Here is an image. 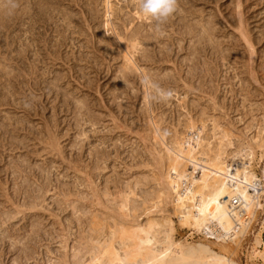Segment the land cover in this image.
<instances>
[{
    "label": "rangeland",
    "instance_id": "374dc122",
    "mask_svg": "<svg viewBox=\"0 0 264 264\" xmlns=\"http://www.w3.org/2000/svg\"><path fill=\"white\" fill-rule=\"evenodd\" d=\"M108 2L0 0V264H88L118 224L150 218L219 250L160 197L166 145L191 120L230 150L264 127V0H179L159 25L139 0ZM263 221L227 244L233 261L264 264Z\"/></svg>",
    "mask_w": 264,
    "mask_h": 264
},
{
    "label": "bare ground",
    "instance_id": "6f19581e",
    "mask_svg": "<svg viewBox=\"0 0 264 264\" xmlns=\"http://www.w3.org/2000/svg\"><path fill=\"white\" fill-rule=\"evenodd\" d=\"M120 44L132 54L136 48L135 43ZM205 127L191 120L189 134L176 141L174 147L166 145L170 169L164 174L166 189L160 197L174 202L183 226L216 237L219 250L206 243L176 241L171 219L159 222L150 218L143 224H118L108 241L96 247L88 264H238L229 257L227 244L237 246L253 227L259 209L264 208V167L261 177L253 165L258 152L261 159L264 157V127L241 143L239 150H230L233 142L227 138L228 133L217 144L204 143ZM244 148L249 149L248 154L242 153L239 159L238 153ZM187 164L194 171H189ZM257 236L259 246L263 240L261 234ZM253 250L254 255L264 258V251L258 247Z\"/></svg>",
    "mask_w": 264,
    "mask_h": 264
},
{
    "label": "clouds",
    "instance_id": "9594fccd",
    "mask_svg": "<svg viewBox=\"0 0 264 264\" xmlns=\"http://www.w3.org/2000/svg\"><path fill=\"white\" fill-rule=\"evenodd\" d=\"M141 11L161 24L167 21L179 8V0H139ZM157 97L161 100L171 98V90H163L158 85H153Z\"/></svg>",
    "mask_w": 264,
    "mask_h": 264
}]
</instances>
